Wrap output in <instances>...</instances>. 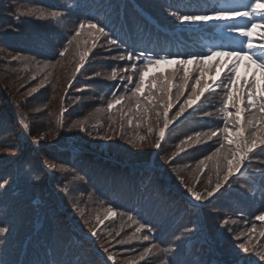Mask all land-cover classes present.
Here are the masks:
<instances>
[{
	"label": "trees",
	"instance_id": "16d2710c",
	"mask_svg": "<svg viewBox=\"0 0 264 264\" xmlns=\"http://www.w3.org/2000/svg\"><path fill=\"white\" fill-rule=\"evenodd\" d=\"M240 1L243 0H0V148L8 149L0 152V178L10 181L0 189V226L9 228L7 233L0 234V264H113L103 247L116 257L115 264H128L134 259L137 264H160L162 258H167L169 264H212V261L213 264H264L254 252L245 253L238 247L250 241L249 247L259 245L257 250L264 249V236L260 235L264 222L255 219L264 212V163H261L264 153L257 150V155L250 157L244 168L230 178V186L225 185L205 202L194 201L184 184L195 185L198 191L207 185L209 176L215 183V162L207 161L202 171L197 169V162L218 147L222 138L188 148L172 162L160 164L167 160L168 149L184 137L222 126L219 113L212 118L202 115L203 111L220 107L222 89L205 92L198 104L170 127L160 149L154 147L155 131L142 147L139 141L129 144L137 136L148 135L143 124L137 128L135 121L129 126L126 117L121 120V111L133 107L134 100L126 101L123 109L119 105L112 110L106 107L114 92L128 94L119 78H106L112 67L123 68L131 63L116 59L125 48L137 53L147 50L157 57L173 54L185 58L187 54H208L210 47L242 48L241 38L235 33L230 35L226 25L248 23L250 26L251 21L242 18L187 26L168 15L169 10L193 13L237 7L234 4ZM28 9H55L67 15L59 21L25 16L19 21L15 19L18 12ZM87 18L105 26L120 44L110 46L102 37L69 86L64 79H71L78 61L75 43L65 57H59L58 53L78 21ZM255 22L264 23L259 17ZM256 32L255 43H264L259 35L264 33V28ZM80 39L91 44L87 35ZM17 53L28 59L13 61L11 57ZM227 60L218 57L208 61L204 79L211 82L220 71L219 79L226 82L232 67ZM241 61L249 64L247 60ZM136 63L140 66L142 62ZM221 63H226L222 69ZM187 67L189 87L178 102L174 101L170 116L187 98L190 86L200 74L195 63ZM177 68V65L150 67L145 88L151 81L155 91L157 81L151 78L158 76L162 84ZM255 70H258L256 66ZM95 72L101 76L88 79ZM182 76L180 71L171 81L173 97ZM252 78L251 73L236 72L241 95L248 88L245 81ZM256 82L264 84V80L256 79ZM41 84L44 86L40 87ZM25 86L37 91L23 94ZM81 120L85 121L86 131L69 129L73 121ZM152 123L157 128L154 114ZM46 128L51 133L43 132L44 139L35 143L38 134ZM100 130L110 131L115 138L109 137L107 144L101 143L96 139ZM104 145L106 150L98 149ZM147 162L151 163L150 167L145 166ZM49 163L64 167L52 170ZM191 166L194 170L189 173ZM78 176H84L87 183L77 179ZM179 176L187 181L181 184ZM109 205L117 215L105 219ZM129 211L141 223L155 227L149 241L132 239L118 243L127 240L138 227L127 215H120ZM97 216L104 223L93 237L90 231L97 223ZM193 218L201 220L210 243L203 240ZM225 218L229 223L222 227L220 222ZM253 224L255 232H249ZM147 234L144 231L137 236ZM196 236L198 239L194 240ZM150 244L169 250L165 253L154 249L144 260H138Z\"/></svg>",
	"mask_w": 264,
	"mask_h": 264
},
{
	"label": "snow or ice",
	"instance_id": "6c2138e0",
	"mask_svg": "<svg viewBox=\"0 0 264 264\" xmlns=\"http://www.w3.org/2000/svg\"><path fill=\"white\" fill-rule=\"evenodd\" d=\"M67 15L66 12L61 10H44V9H28L22 12H18L15 19L19 21L21 16L32 17L39 20L47 21H59L61 18ZM168 15L175 19L180 25H202L208 24L209 22H221V21H236L238 19H245L251 21L250 26L248 23H229L226 25L227 30L231 33L238 34L243 44L242 48L236 50H221L219 48L213 49L208 48V54H187L186 58L180 55L165 54L156 56L154 53L144 50L141 52H134L125 48L124 52L118 54L116 59L126 60L131 62L123 68L112 67L110 74L106 77L109 80H119L123 83V87L127 95H117L115 92L112 95V99L107 102V109L112 110L117 105L123 109L126 101H135L134 106L128 108L127 112L121 111V120L127 118V124L132 126L135 121V126L139 128L141 124L147 128V136H137L136 139L130 140L129 144H136L139 141L140 146H143L144 141L148 139L153 132H156L157 140L155 141L154 147L156 149L161 148V141L165 140L166 132L169 130V126L173 124L177 118L181 117L188 109L193 108L201 100V97L205 95V92L215 93L218 89L223 90V98L218 109L214 111H203L204 117L212 118L216 113H219L218 119L221 121L222 126H217L214 129L209 128L205 132H195L193 135L184 137L176 145V152L167 157L168 162H172L174 158L180 152H185L188 148L206 143L207 141L216 138L222 142L219 143L218 147L207 156H204L197 162V169L203 170L202 166L206 167L207 161H214L215 176L216 180L213 183L212 177L209 176L207 179V186L197 191L195 185L188 186L184 184L190 197L196 202L210 201L225 185H229L230 178H234L236 173L240 172L241 168L250 159V157L257 155V150L260 153H264V84L257 85L255 79V72L252 74L253 78L248 83V88L245 94L241 95L236 85V66L244 59L251 64H255L257 69L261 72V79L264 80V43L257 44L254 41V37L257 35L256 30L264 28V23L255 22L256 18L259 17L261 21H264V0H250L249 4L243 7H217L211 8L206 12H193V13H182L179 10H169ZM87 35L91 38V44L89 45L88 40L81 41V37ZM260 39L264 41V33H260ZM104 38L106 43L110 46H118L120 41L113 39L105 26H102L94 18L80 19L72 30L71 35L67 38L66 44L63 45L59 51V57L63 58L69 53L73 44L76 45V53L78 55V61L75 65V69L72 73V79L69 80V86L72 85V80L76 79V74L81 71L85 66V63L92 53L93 49L97 47V42ZM81 44L84 47H81ZM103 47V46H101ZM218 57H226L231 61L232 67L229 69L231 75L228 76L225 82L220 78V71H217L216 75L211 78V82L204 79L205 72L204 68L208 61H212ZM13 61L16 60H27L28 57L22 56L20 53L12 56ZM34 60L35 57H32ZM59 63V60L56 61ZM136 62H142L140 66ZM39 63V62H38ZM195 63L197 68L200 69V74L195 78V83L190 86V91L187 93V98L183 100V103L178 105V110L175 111L174 115H169L170 111L174 107V101H179L181 96L185 95V89L189 87V69L188 65ZM160 65H177L178 68L175 73H170L169 78H166L163 83L159 82L158 76H153L151 80L157 81L155 85V91H153V85L149 81L147 89L145 88V78L147 76V70L152 66ZM222 69L226 66V63L219 65ZM182 71L183 76L181 77L182 83L175 85L177 93L175 97L172 95V83L171 81L176 78V75ZM131 73V74H129ZM138 73V78L136 75ZM100 72H95L88 79L100 77ZM35 79V76L33 77ZM47 79V78H45ZM219 79V82H217ZM131 85V87H129ZM44 85L41 84L40 87ZM37 91V88H32L29 94ZM157 93H160L157 95ZM246 101V103H245ZM63 111V110H62ZM97 111H100L98 108ZM153 114L157 126L162 120L163 126L158 127V131L154 128L152 123ZM63 127V121L60 124ZM124 125L121 124V129ZM79 128L81 131H86L85 121H73L69 125V129ZM46 133H42L38 138L35 139V143H39L44 138ZM206 137L207 140L203 138ZM8 151V149L0 148V152ZM264 163V160H261ZM48 167L52 170H56L58 167L61 169L63 165H57L56 163H49ZM264 174V173H262ZM77 179L81 181L85 180L84 176H78ZM181 184H183L184 177L179 176ZM10 181L8 179L0 178V189L5 188ZM197 183H200L197 178ZM230 186V185H229ZM76 207L77 205H73ZM108 216L115 217L117 212L114 211L109 205L107 209ZM83 215V212H81ZM120 215H127V219L132 221L134 224H138L135 232H133L127 240H119L118 243L124 244L132 239H142L149 241L152 233L156 231L155 227L148 223H141L136 219L133 212L120 213ZM256 220L264 222V212H261L255 217ZM96 225L91 229V235L97 236V228L104 223V220L96 217ZM88 223V221H85ZM221 226H226L229 223V219L225 218L221 222ZM256 226L253 224L249 232H255ZM9 228L7 226H0V234L7 233ZM146 231L148 234L142 237L137 236V233ZM185 232L190 229H185ZM231 231V229H229ZM120 235L119 232L116 233ZM243 235V234H242ZM264 236V231L260 233ZM240 237H235L239 239ZM179 239V237H176ZM249 242L241 243L238 247L247 253L249 251L254 252L259 258V261H264V249L257 250L259 245L249 247ZM157 249V246L150 244L145 247L139 254L138 260H144L146 256ZM161 252H167L168 248L157 249ZM103 251L108 254V260L115 264L116 257L109 252L107 247H103ZM128 264H137V260H131ZM160 264H169L167 258H162Z\"/></svg>",
	"mask_w": 264,
	"mask_h": 264
},
{
	"label": "rangeland",
	"instance_id": "374dc122",
	"mask_svg": "<svg viewBox=\"0 0 264 264\" xmlns=\"http://www.w3.org/2000/svg\"><path fill=\"white\" fill-rule=\"evenodd\" d=\"M248 2H250V0H243V1H240L239 3H237V4H234V6H237V7H243L245 4H247ZM227 62H229V60H227ZM236 72H239V73H241V74H243V75H248L249 73H251V74H253L254 72H255V78L260 82L262 79H260L261 78V73H260V71L259 70H255V66L254 65H252V64H245L243 61H240L239 63H238V65L236 66ZM259 72V73H258ZM62 77V76H61ZM71 79H72V77H71ZM71 79H69V80H71ZM65 80V83L66 82H68L69 83V81H68V79H64ZM24 88V90H23V94H26L27 92H29L30 91V89H29V87L28 86H25V87H23ZM195 106V105H194ZM193 106V107H194ZM192 108H190V109H188L181 117H179V118H177V120L176 121H174L173 122V124H175L177 121H179V119H181V118H183L184 116H185V114H187V112L189 111V110H191ZM178 110V109H177ZM172 124V125H173ZM172 125H170L169 126V129H170V127L172 126ZM163 126V122H161L158 126H156L157 128H156V130L158 131V127H162ZM101 129H102V127H101ZM43 132H50L47 128L45 129V131H41L39 134H38V136H37V138L43 133ZM107 132V133H106ZM51 133V132H50ZM167 133V132H166ZM109 137H111V138H115L114 136H111V132L110 131H106V130H100V133H99V135H98V137L96 138L97 140H99V141H101V143L103 142V144L105 143V144H107V142H109ZM157 135H156V132H155V134H154V137H153V141H156L157 140ZM44 139V138H43ZM164 141V140H163ZM163 141H161V143H163ZM123 144L124 145H128L127 144V141H123ZM98 149H101V150H106V146L104 145V146H99L98 147ZM177 151V149H176V145H173L172 146V148L171 149H168V151L166 152L167 154L168 153H170V154H168L167 156H170V155H172V153L173 152H176ZM197 152V151H196ZM165 162H167L168 163V161L167 160H162V162L160 163V164H162V165H166L165 164ZM42 163H44L43 162V160H42ZM245 164H247V163H245ZM158 170H160L161 168H159L158 166L156 167ZM192 170H194V166H191V169L189 170V173H192ZM161 171V170H160ZM197 174V173H196ZM195 174V175H196ZM194 175V176H195ZM184 181H187V180H184ZM188 186H192L191 184H188ZM207 185H205V186H201L199 189H198V191H201V190H203L205 187H206ZM197 190V189H196ZM107 215H108V213H106ZM192 221H193V223H194V225H195V227H196V229L199 231V232H201L200 231V227H202V224H201V220H197L196 218H193L192 219ZM90 233H91V231H90ZM90 233H89V236H91L90 235ZM201 235H202V233H201ZM204 238H205V240L207 241V242H209L210 243V240L208 239V238H206V235H202ZM195 239H198V236H196L195 238H194V240ZM213 263H215V261H212V264ZM233 264H235V263H233Z\"/></svg>",
	"mask_w": 264,
	"mask_h": 264
}]
</instances>
